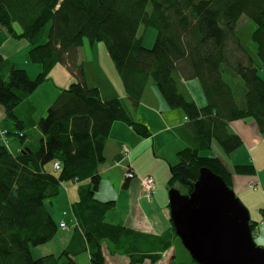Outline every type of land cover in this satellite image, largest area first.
I'll list each match as a JSON object with an SVG mask.
<instances>
[{
	"label": "trees",
	"instance_id": "1",
	"mask_svg": "<svg viewBox=\"0 0 264 264\" xmlns=\"http://www.w3.org/2000/svg\"><path fill=\"white\" fill-rule=\"evenodd\" d=\"M241 17L254 24L257 62L236 36ZM140 26L156 30L151 48L143 46ZM1 31L27 41L31 63L41 67L30 79L0 56V106L18 128L15 109L56 65L65 67L74 82L39 119L42 140L36 151L13 155L0 144V264H76L73 257L85 250L92 264H104L103 244L129 264H156L177 238L172 224L169 232L153 236L108 223L115 202L95 198L113 124L120 122L143 139L151 134L121 100H102L97 87L87 86L78 58L85 39L90 45L104 43L133 108L152 82L169 109L184 113L186 123L177 133L185 147L169 167L168 182L169 187L178 183L180 194L193 192L201 169L230 189L232 173L218 157L201 153L213 144L227 155L241 147L229 127L232 121L252 119L264 137V78L259 75L264 73V0H0ZM224 73L242 85H230ZM192 80L201 88L202 107L183 87ZM19 139L22 143L24 136ZM56 162L60 170L47 171ZM233 171L255 173L252 165H236ZM127 174L136 177L129 166ZM67 183L77 184L78 195L71 205L76 219L71 243L59 256L34 258L31 248L51 241L58 231L46 202ZM257 225L249 221L252 234ZM190 264L197 263L190 259Z\"/></svg>",
	"mask_w": 264,
	"mask_h": 264
},
{
	"label": "crops",
	"instance_id": "2",
	"mask_svg": "<svg viewBox=\"0 0 264 264\" xmlns=\"http://www.w3.org/2000/svg\"><path fill=\"white\" fill-rule=\"evenodd\" d=\"M3 34V36H0V56L11 63L15 68L23 69L30 79H34L31 76H37L41 71V67L36 63L31 64L28 62L27 57L22 55V52L27 49L30 50L29 43L23 39H13L6 33ZM78 58L79 62L83 65V62L81 61L80 48L78 50ZM84 74L86 75L85 72ZM55 78L59 81L58 86L55 85L57 83L53 82ZM73 82L74 78L69 74L66 68L62 65H56L50 72L48 80L41 84L15 109V116L17 120L21 122V126L19 128L15 125L14 121L9 119L7 116L5 118H7L8 121L1 119L0 130H5L7 132V136L3 138L0 135V144L5 146L13 155L20 154L25 148H30L32 151H36L39 147L40 141L42 140V135L38 129L39 119L35 118L33 114L35 113L34 110H36L37 107L35 99L43 97L44 103L39 108L44 109L43 114H46L48 107L52 104L59 92ZM46 83H52V86L46 87ZM191 83L193 85V90L196 92L195 97L191 95L192 90L186 85V83L183 84V87L199 107L204 106L206 102L199 83L197 81ZM128 104L131 105L130 101ZM138 106H145L150 110H158L161 114L170 117L165 124L163 119L160 118V124L162 127L157 130L153 137L165 135L168 139V145L173 150V153H177L185 147V143L178 137L177 133L178 129L183 127L186 123L184 113L178 109H169L159 94V91L152 83L147 84L137 107ZM137 107H135V109ZM31 112L32 118L30 120H26L25 115H28ZM135 115H138L137 111L134 113V118ZM143 123L145 124L144 126L147 125L144 121ZM119 124H117L116 129L114 127L115 123L113 124L111 133L104 148L106 161L99 168L100 181L95 198L101 202H115L114 210L110 211L106 215L105 219L108 223L120 224L126 228L148 235H163L170 231L172 224L169 211V198L168 201H166L165 194L162 192L163 187H156L155 194H153L150 198L145 194H142L140 186L141 179H143V177L137 175V171L135 170L133 164L129 162V158L132 155V150L129 148L128 158H125L123 165L129 166L136 177L125 182L124 167L115 166V162L123 160L122 156L121 159L118 156L122 155L121 148H118V152L115 154V140L120 139V137H123V140H126V138L131 136L130 133L134 134V132L129 127L123 124H121L123 126H120ZM28 126L32 128L28 130ZM229 127L240 137L242 145L237 149V151L235 150L232 152L233 154L228 157L227 162H221L231 173H234L233 168L236 165H252L255 169L254 177H256L261 170L258 169V166L254 161L256 159L253 158L252 152L257 150L258 144L264 140L263 136L258 131V128L252 119H245L242 120V122L241 120L232 121L229 124ZM17 133H22L24 135L22 143L16 135ZM142 143L143 140L141 141V144ZM135 148H133V151ZM214 149L216 151L215 156L219 159L225 155H220V153H222L220 152L222 149L220 150L217 148L216 144H213L211 150L209 151H214ZM251 161H253V163H251ZM259 164L261 165V161ZM48 166H50L49 169ZM51 167V165H47L45 168L49 171L51 170ZM257 185L264 194V183L258 182ZM77 199V184L67 183L60 187L59 194L53 197L49 203V212L57 224L58 231L51 241L41 246L31 248V254L34 258H40L48 255L59 256L69 246L73 236L74 227L76 226V219L73 216L71 205L77 201ZM66 207L70 209V214L66 212ZM61 222H64L67 225L66 229L60 228ZM262 227H264L263 223H261L260 229H262ZM174 241L175 240L173 239L172 244H174ZM174 245V249L170 248L167 250L166 253L163 254V256L165 255L164 259L161 258L156 264H173V259L176 258L177 250L181 254L180 248H178L176 244ZM102 253L104 264H129V259L126 256L110 253L106 244H103L102 246ZM73 259L76 264H92L90 255L86 250L77 253ZM190 259L191 258L183 256L181 262L187 264V262H190Z\"/></svg>",
	"mask_w": 264,
	"mask_h": 264
},
{
	"label": "rangeland",
	"instance_id": "3",
	"mask_svg": "<svg viewBox=\"0 0 264 264\" xmlns=\"http://www.w3.org/2000/svg\"><path fill=\"white\" fill-rule=\"evenodd\" d=\"M254 29H255L254 24L251 21H249L245 17H241L237 24L236 36L240 44L247 51V53L257 62L258 59L255 54L256 46L251 40V35ZM3 33L5 32L1 31L0 36H3L4 35ZM138 34L139 36L142 37L143 46L146 48H151L156 38V30L151 27L145 28L143 26H140ZM80 51H81V61L83 62V69L84 72L86 73L85 76H86L87 86L90 88L98 87L101 94L100 96L102 97L101 99L121 100L136 122L143 125H145L143 121L147 123L146 126L148 128L149 133L151 134V138L148 140L143 139L141 137H137L135 133L134 134L130 133L131 136L126 138V140H123V137H120V139H116L115 154L118 152V148L120 149L123 145L129 148L130 150H132V155L129 158V162L133 164L135 170L137 171V175L143 177L144 179L147 177L152 178L155 184V192H156V187L157 188L163 187L162 192H164L165 194L166 201H168V193L172 189L179 191L180 193L183 194V189L178 183H174L172 187H169L168 185L170 179L169 167L177 163L176 153H173V150L168 145V139L166 138L165 135L162 136L159 135L157 137H153V135L157 132V130L160 127H162L160 124V118L163 119V122L165 124L167 120L170 119V117L161 114V112H159L158 110L157 111L150 110L145 106H138L135 109L128 104L129 101L125 94L123 85L107 53L104 43L97 42L94 43L93 45H90L88 40L85 39L83 41V45L80 47ZM22 55L26 56L28 62L31 63L29 58V49L22 52ZM49 75L50 74H48L47 78L49 77ZM259 75L264 78V73L260 72ZM31 77L35 78L36 75ZM223 79L226 82H228L230 85L236 86V83L242 85V82L239 78L237 77L231 78L225 73L223 74ZM53 82L57 83L55 84L56 86L59 85V81L56 78L54 79ZM191 82H195V81L186 82V85L191 88L192 90L191 95L195 97L196 92L195 90H193V85ZM47 86H52V83H48L46 87ZM35 102L37 107L36 110H34L35 113L33 114L35 118L40 119L41 117H43V115H45L43 114L44 109L39 108L44 103L43 97L35 99ZM136 111L138 112V115H135L134 118V113ZM31 114L32 112L28 115H25V119L30 120L32 118ZM5 117H6L5 111L3 107L0 106V119L8 121V119ZM119 123L120 122L118 123L115 122L114 125L115 129L117 128V124ZM121 124L119 125L120 126L124 125ZM31 128L32 127L29 126L27 127L28 130H30ZM142 140L143 143L141 144ZM133 148H135L136 151L135 150L133 151ZM217 148L219 147L217 146ZM219 149L221 150V148ZM220 152H222L220 153V155L223 156L224 155L223 151L221 150ZM215 154H216L215 149L214 151H205L201 153V155L203 156H215ZM231 154L229 155L225 154L223 157L220 158L221 161L227 162L228 157H230ZM118 156L121 159V155ZM252 156L254 159H256L254 161L258 166V169L261 170L260 173L257 174V176L255 175L256 177H254V175H240V174L232 173L230 189L234 193L236 199L239 200L242 205H244V208L247 210L250 220L257 222L259 224V227L257 225L256 229L254 230L252 237H253V241L257 246L264 247V227L260 229L261 223L264 224V212H263L264 194L261 191L260 187L255 190H250L248 187L249 183H258V182L264 183V140L258 144L257 150H254L252 152ZM124 160L125 157L123 158V160L119 162H115V166H123L125 168V165H123ZM260 161H261V165L259 164ZM251 163H253V161H251ZM49 167L50 166H48V169ZM125 175L126 173L124 169V177ZM51 200L52 198L48 202H46V207L48 210H50L49 203ZM66 212L70 214V209L67 207H66ZM174 240H175L174 244H176V246L180 248L181 254L177 250L176 258L173 259V264H184L181 262L183 256H186L188 258L191 257L182 246L180 240L178 238ZM174 244H172L171 246L172 249H174L175 246ZM165 253L166 252H164L163 254ZM164 256L162 255V259H164ZM187 264H190V262H187Z\"/></svg>",
	"mask_w": 264,
	"mask_h": 264
},
{
	"label": "water",
	"instance_id": "4",
	"mask_svg": "<svg viewBox=\"0 0 264 264\" xmlns=\"http://www.w3.org/2000/svg\"><path fill=\"white\" fill-rule=\"evenodd\" d=\"M168 198L175 234L197 264H264L247 210L220 177L201 169L193 192L170 190Z\"/></svg>",
	"mask_w": 264,
	"mask_h": 264
},
{
	"label": "built area",
	"instance_id": "5",
	"mask_svg": "<svg viewBox=\"0 0 264 264\" xmlns=\"http://www.w3.org/2000/svg\"><path fill=\"white\" fill-rule=\"evenodd\" d=\"M0 121H1V119H0ZM0 135L3 138L6 137V131L5 130H0ZM20 136H21V134H20ZM122 153H123V156L126 158L127 155H128V150H127V148L125 146H122ZM53 169L54 170H59V163L58 162L54 163ZM131 176H132V174H127L126 177H131ZM257 184L258 183H250V184H248V187H249L250 190H255V189L258 188ZM141 188H142L144 194L147 197H151L153 195V193H154V190H155V186H154V182H153L152 178L147 177L145 179H142L141 180ZM60 228L61 229H66L67 225L64 222H61Z\"/></svg>",
	"mask_w": 264,
	"mask_h": 264
},
{
	"label": "bare ground",
	"instance_id": "6",
	"mask_svg": "<svg viewBox=\"0 0 264 264\" xmlns=\"http://www.w3.org/2000/svg\"><path fill=\"white\" fill-rule=\"evenodd\" d=\"M126 147V146H125ZM127 148V147H126ZM127 150H128V148H127ZM128 153H129V150H128ZM121 156L124 158V156H123V153H122V147H121ZM128 178H132V176L131 177H128ZM140 189H141V191H142V194H144V192H143V190H142V188H141V186H140ZM170 211V210H169Z\"/></svg>",
	"mask_w": 264,
	"mask_h": 264
}]
</instances>
